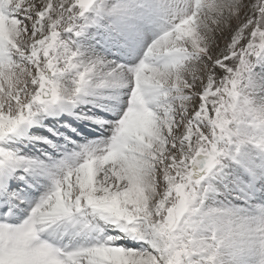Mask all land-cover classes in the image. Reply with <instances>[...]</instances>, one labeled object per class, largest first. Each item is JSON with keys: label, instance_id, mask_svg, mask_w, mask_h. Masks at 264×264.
<instances>
[{"label": "snow or ice", "instance_id": "1", "mask_svg": "<svg viewBox=\"0 0 264 264\" xmlns=\"http://www.w3.org/2000/svg\"><path fill=\"white\" fill-rule=\"evenodd\" d=\"M92 10L0 0V264H196L186 200L264 58V0H119L106 14L123 64L66 38Z\"/></svg>", "mask_w": 264, "mask_h": 264}, {"label": "clouds", "instance_id": "2", "mask_svg": "<svg viewBox=\"0 0 264 264\" xmlns=\"http://www.w3.org/2000/svg\"><path fill=\"white\" fill-rule=\"evenodd\" d=\"M252 63L254 60L250 67ZM242 78L246 79L241 76L232 89L225 125L232 139L221 145L224 157L229 156L228 145L234 142L264 151V95L241 86ZM226 191L205 181L186 200L185 215L192 228L190 243L202 252L196 264H264V201L251 203L245 194L237 197L245 203L237 205L228 199Z\"/></svg>", "mask_w": 264, "mask_h": 264}, {"label": "rangeland", "instance_id": "3", "mask_svg": "<svg viewBox=\"0 0 264 264\" xmlns=\"http://www.w3.org/2000/svg\"><path fill=\"white\" fill-rule=\"evenodd\" d=\"M119 2V0H96V10L89 11L85 14V17L82 18L79 23L84 25L83 30L79 36L73 34H65L66 38L70 40L73 44L74 50L78 49L80 52V59L89 60L95 59L97 57H103L106 60L115 61L117 63L123 64L124 61L129 60V56L126 53V50L123 46L122 40L118 37L117 33L112 30L111 25L113 23L112 18L109 17L107 13V9ZM151 22V23H150ZM88 25H91L88 29ZM94 27V29H92ZM141 30L144 34L143 42L146 43L149 40V36L158 32L159 25L157 23H152L151 20L144 22L141 24ZM110 32H112L115 36V45L113 46H105L103 42L106 40V36H113ZM147 34V35H146ZM96 35V36H95ZM95 36V38H94ZM83 37H88L83 38ZM90 40H96L94 42H86ZM103 46L104 49L99 50L98 46ZM108 49V50H106ZM110 55H108V54ZM113 57H112V56ZM116 57V58H114ZM118 58V59H117ZM222 71V70H221ZM262 72V74L260 73ZM264 58H255L254 63H252L250 69L243 73L242 77H246V79H241V86L247 85L249 88H255L258 94L264 95ZM222 77H217L220 79ZM229 156L224 157L221 160L220 165L217 166V170H214L212 174L207 178L213 186L222 189H229V185L232 181L231 190L227 196L228 199L232 201V203L237 205H243L245 203L244 199H237L238 196H244L242 191L237 193L233 191L234 189H242L241 184H239V180H247L244 184L247 188V185L250 182V174L248 172V167L246 165H241V162L246 159L248 163H252V167L254 170L264 169V151H261L255 148L251 144L237 145L235 142L228 145ZM240 156V159L238 158ZM246 156V157H245ZM243 158V159H242ZM236 162H239L238 164ZM226 165H228V169L226 170ZM251 167V166H250ZM221 168V169H220ZM220 170V171H219ZM227 171L228 176L224 173ZM216 174V172H218ZM216 174V176H215ZM263 171H260V184L256 186L257 191H259L257 199L247 198V200L251 203H258L264 201V179H263ZM217 182H215L216 180ZM239 181V182H238ZM238 182V183H237ZM226 183V184H225ZM255 183V182H254ZM223 185V186H222ZM244 189V188H243ZM243 192H247L249 195L251 192L247 190H243ZM223 199V197H220Z\"/></svg>", "mask_w": 264, "mask_h": 264}, {"label": "bare ground", "instance_id": "4", "mask_svg": "<svg viewBox=\"0 0 264 264\" xmlns=\"http://www.w3.org/2000/svg\"><path fill=\"white\" fill-rule=\"evenodd\" d=\"M151 23V22H150ZM153 23V22H152ZM90 27H92L91 25H88V29L90 28ZM92 29H94V27L92 28ZM109 33L111 34V35H113L112 37L111 36H106V40L103 42V45H105V46H113V45H115V35L112 33V32H110L109 31ZM157 33H155V34H153V35H150L149 36V41L148 42H150L151 41V39L152 38H154V36L156 35ZM147 35V34H146ZM96 36V35H95ZM95 36H94V38H95ZM83 38H85V40H86V38H88V37H83ZM94 41H96V40H90V41H86V42H94ZM148 42H146V43H148ZM144 43V42H143ZM146 43H144L145 45H146ZM98 48H99V50H102V49H104V47L101 45H99L98 46ZM106 50H108V49H106ZM108 54V53H107ZM108 55H110V54H108ZM112 56V55H111ZM113 57V56H112ZM114 58H116V57H114ZM118 59V58H117ZM126 62H128V61H124V63H126ZM261 74H262V72H260ZM264 73V72H263ZM94 110H98V109H94ZM246 157V156H245ZM239 159H240V156L238 157ZM243 159V158H242ZM244 163H242L241 162V165L243 166V168H244V165H246L247 167H248V169H246V170H248V172H249V174H250V182H249V184L247 185V188L245 187V182L247 181V180H239L238 182H239V184H241V187H242V189H234L233 191H236L237 193H239V191H242L241 193H244L243 195H245L246 194V198H250L251 197V199H257L258 198V195H260L259 194V191H257L258 189H256V186L258 185V184H260V171L262 172L263 171V176H264V169H261L260 171L259 170H254L255 168L254 167H252V166H254V165H252V163L250 164V163H248L247 162V160L245 159L244 161H243ZM237 164L239 163V162H236ZM228 165H226V170L228 169V167H227ZM251 166V167H250ZM221 169V168H220ZM245 169V168H244ZM224 171V173L226 174V175H228V176H231V175H229L228 174V172L227 171ZM220 171V170H219ZM219 171L218 172H216V174L217 173H219ZM216 174H215V176H216ZM263 179H264V177H263ZM215 180H216V178H215ZM218 180H216L215 182H217ZM219 182V181H218ZM237 182V183H238ZM255 182V183H254ZM226 184V183H225ZM231 185H232V181H231V183H230V185H229V189H226L227 191L225 192V194H229L230 192H228V191H230L232 188H231ZM223 186V185H222ZM244 188V189H243ZM249 190L251 193L248 195L247 194V192H243V190L245 191V190ZM221 190H225V188L223 187ZM230 195V194H229Z\"/></svg>", "mask_w": 264, "mask_h": 264}]
</instances>
